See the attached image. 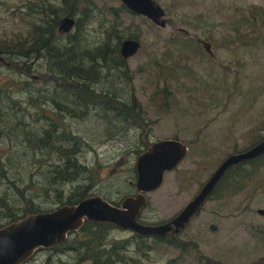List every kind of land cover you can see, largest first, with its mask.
I'll return each mask as SVG.
<instances>
[{
    "label": "rangeland",
    "instance_id": "rangeland-1",
    "mask_svg": "<svg viewBox=\"0 0 264 264\" xmlns=\"http://www.w3.org/2000/svg\"><path fill=\"white\" fill-rule=\"evenodd\" d=\"M155 1L165 11V27L130 12H121L115 18L105 5L118 7L120 0H94L96 15L81 30L86 47L96 45L115 20L121 21L126 34L136 36L140 47L126 59L131 80L127 85L122 80V94L135 95L146 126L132 123L125 131L108 135L105 129L110 126L101 125L94 111L84 119H66L72 132L92 146L83 144L80 159L90 167L99 164L98 182L90 193L112 201L136 194L132 169L137 149L166 138L187 145V155L164 174L162 185L145 194L146 204L138 219L148 224L177 214L226 156L264 136V0ZM40 2L0 0V38L25 36L32 17H38L34 10L39 9ZM252 5L253 25L240 24L242 16H249ZM202 41L209 43L212 55L204 50ZM30 61L28 75L9 68L8 60L0 61V82L26 81L27 85H17L12 93L21 101L29 91L43 93L37 88L45 79L41 75L44 63ZM13 127L0 137V162L5 174L0 172V196L14 208L18 206L14 209L18 212L25 205V197L55 209L56 192L47 186L46 177L58 159L34 150L26 143L22 127ZM246 184L236 193H229L225 187L205 201L174 238L186 247L184 253L166 242L154 244L150 238L153 247L148 253L149 263L171 264L170 260L176 259L174 264H204L199 255L221 264L263 261L264 216L257 210L264 208V167ZM57 187L67 195L81 183ZM212 224L215 230L210 229ZM131 234L129 230L113 229L108 239L128 238ZM128 254L137 261H147L133 246ZM47 259L52 264L72 262L74 253L36 250L23 264H45Z\"/></svg>",
    "mask_w": 264,
    "mask_h": 264
},
{
    "label": "trees",
    "instance_id": "trees-1",
    "mask_svg": "<svg viewBox=\"0 0 264 264\" xmlns=\"http://www.w3.org/2000/svg\"><path fill=\"white\" fill-rule=\"evenodd\" d=\"M40 1L38 3L40 6L37 5L39 9L34 10L38 17H32L30 29L25 36L18 35L13 39L0 38V56L3 63L8 60L9 68L25 75L31 72L30 59L42 60L45 71L41 75L45 79L37 89L43 90V93L29 91L28 97L21 101L12 93L17 85H27L26 81L18 83L10 79L0 82V137L2 138L11 127L14 128L13 125L21 126L25 141L30 147L42 154L56 156L58 160L48 170L47 186L56 192L54 197L58 206L73 205L93 195L90 191L98 182L99 164L90 167L80 159L83 144L92 146L72 132L66 119H84L94 111L95 117L100 116L98 122L101 125H105L106 128L110 126L109 129H105L108 135L125 131L128 124L132 123L142 128L146 126L144 118L140 116V106L135 95L122 94L124 88L122 80L125 85L130 84L131 76L127 61L120 53V45L125 38L136 39V36L132 33L126 34L121 21L115 20L105 28L104 37L96 45L86 47L81 30L96 15L94 0ZM105 6L115 18L119 17L121 12H130L122 2L118 7ZM254 9L255 6L252 5L249 8V16H242L239 23L253 25ZM66 16L74 18V32L59 31V21ZM30 105L32 108L28 110L27 107ZM116 122L124 126H118ZM10 124L12 126L8 127ZM114 128L119 130L114 132ZM263 138L264 136H261L250 146ZM146 148L147 145L143 149H137V154ZM263 167L264 153L231 166L207 199L225 187L229 188V193L239 192ZM132 171L135 173V167ZM0 172L1 175H5L1 162ZM73 182H80L81 187L70 190L67 195L57 187L67 186ZM101 197L113 204L117 203ZM0 209H3L0 212V228L29 214L52 210L51 207L44 208L36 204L32 197H25V205L20 209L21 212H18L15 211L18 206L14 208L3 196H0ZM113 229L123 230L110 222L85 220L78 231L68 235L72 237H67L65 242L39 248L37 251L43 249L59 253L72 251L74 260L61 264H151L148 261V253L153 247L152 242L154 244L166 242L167 245L180 248L182 253L186 251V247L176 242L170 234L158 238L132 233L128 238L111 240L108 239V235ZM150 238L152 242L148 241ZM131 246L136 253L139 251L145 256L147 260L145 263L128 254ZM198 258L204 259V264H221L219 261L203 258L202 255ZM170 261L174 264L176 259ZM261 263L264 264V260L256 264ZM45 264L52 263L47 259Z\"/></svg>",
    "mask_w": 264,
    "mask_h": 264
},
{
    "label": "water",
    "instance_id": "water-1",
    "mask_svg": "<svg viewBox=\"0 0 264 264\" xmlns=\"http://www.w3.org/2000/svg\"><path fill=\"white\" fill-rule=\"evenodd\" d=\"M132 13L145 16L153 24L165 27V11L155 0H120ZM75 24L72 17L59 21V31L69 32ZM202 46L212 55L209 43ZM140 42L125 38L120 53L128 59L139 49ZM0 61L3 58L0 56ZM264 153V138L245 150L226 156L203 183L196 195L173 217L159 224H144L138 221L140 209L146 204L145 194L158 189L164 174L174 169L187 155V145L175 138L153 142L137 156L135 162V197H125L120 205H114L96 195L84 198L73 205H60L47 212L29 214L24 218L0 228V264H23L39 248H47L65 242L71 232L78 231L85 220L110 222L123 230L140 236L173 238L190 222L202 208L226 171L233 165L254 159ZM264 216V208L257 210ZM216 226L212 224L211 230Z\"/></svg>",
    "mask_w": 264,
    "mask_h": 264
},
{
    "label": "flooded vegetation",
    "instance_id": "flooded-vegetation-1",
    "mask_svg": "<svg viewBox=\"0 0 264 264\" xmlns=\"http://www.w3.org/2000/svg\"><path fill=\"white\" fill-rule=\"evenodd\" d=\"M120 2H121V1H120ZM74 25H75V24H74ZM58 27H59V24H58ZM73 27H74V26H73ZM69 32H70V31H69ZM135 173H136V172H135ZM135 177H136V176H135ZM135 193L137 194V192H135ZM136 194H135V195H136ZM131 196H133V195L131 194ZM133 197H135V196H133ZM105 200H106V199H105ZM108 202H109V201H108ZM121 202H122V201H119V202L115 203L114 205H117V206H118V205L121 204ZM110 203H111V202H110ZM112 204H113V203H112ZM141 211H142V208L140 209V212H139V214H138V216H137L138 218H139V215L141 214ZM167 220H168V219H167ZM167 220H165V221H167ZM138 221H139V219H138ZM165 221H162V222H160V223H163V222H165ZM141 223H142V222H141ZM147 224H148V223H147ZM156 224H159V223H156ZM172 238H173V237H172Z\"/></svg>",
    "mask_w": 264,
    "mask_h": 264
},
{
    "label": "bare ground",
    "instance_id": "bare-ground-1",
    "mask_svg": "<svg viewBox=\"0 0 264 264\" xmlns=\"http://www.w3.org/2000/svg\"><path fill=\"white\" fill-rule=\"evenodd\" d=\"M85 198H87V197H85ZM83 199H84V198H83ZM83 199H82V200H83Z\"/></svg>",
    "mask_w": 264,
    "mask_h": 264
}]
</instances>
